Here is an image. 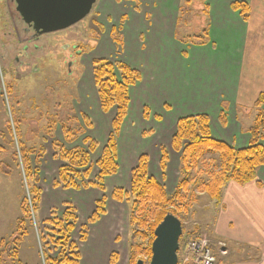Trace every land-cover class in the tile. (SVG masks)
Masks as SVG:
<instances>
[{"label":"rangeland","instance_id":"1","mask_svg":"<svg viewBox=\"0 0 264 264\" xmlns=\"http://www.w3.org/2000/svg\"><path fill=\"white\" fill-rule=\"evenodd\" d=\"M159 2L97 0L91 13L81 22L62 31L43 34L38 41H33L34 32L17 13L14 0H0V88L3 93L0 94V264H45V256H56L46 221L52 217V213L61 217L68 208L67 204L76 209L78 217L72 236L79 247L80 264L94 263L90 258L91 242L110 245L109 257L105 253L103 262L94 264H130V254L136 246L142 251L136 257L135 264L139 260L149 264L151 226L155 224L156 216H152L150 223L144 224L138 218L133 223L130 218L134 198L122 202L113 199L116 189H122L127 197L131 196L134 168L130 163H135L136 168L140 156L147 152L150 153L148 159L150 161L151 158L152 165L149 175H155L154 179L164 186L171 201L169 210L177 211L176 217L183 226L178 264H186L183 249L191 237L202 235L213 241L209 226L214 223L222 194L220 199H213L206 193H199L198 189L209 182L210 172L222 170L221 161L218 157H205L189 177H185L181 153L172 147V129H165L160 135L163 126H169L175 116H164L162 120L163 117L150 114L152 111L148 106L138 104L139 93L134 97L136 105H129L130 113L117 138L118 172L106 177L103 185L99 181L100 171L96 162L112 132L116 109L108 113L101 110L94 82L93 61L104 59L128 65L125 61L127 58L132 65L135 63L144 67V49L136 48L138 45L144 46V41L133 33L134 38L128 41V49L125 48V35L128 32L124 28L134 25L137 17L142 19L148 8ZM178 3L181 5L176 38L185 41L186 48L201 45L208 40V0H178ZM149 16L147 21L152 18ZM24 48H28V51ZM256 61L261 62L260 59ZM155 99L161 100L159 96ZM10 125L12 134L8 129ZM66 130L69 131L68 136ZM85 138L93 139L98 146L90 154V175L77 179L80 189L65 188L59 180V168L64 162L59 158L58 145L65 149L89 150V146L84 144ZM10 141L14 145H10ZM150 141L155 142L156 161L153 151L151 153L147 147ZM18 143L35 150L30 157V166L38 168L37 180L34 174H26L21 160L15 162L12 159L15 152L22 158ZM42 147L45 152L39 157ZM162 149L166 150L168 156L165 171L160 166ZM4 166H9L10 170L4 171ZM184 178H187L186 189L180 187ZM100 184L103 190L96 187ZM33 186L40 191L38 194L33 195ZM102 199L105 213L95 223H89L97 201ZM192 199L193 204L186 208ZM23 200H26L28 209L25 216L21 208ZM22 218L24 223L19 227ZM84 226L88 229L87 239L82 241ZM99 230H105L107 235L98 241ZM220 241L227 245L228 254L223 256L217 251L218 248H214L219 255L218 264H238L237 256H229V244ZM17 249L19 254L14 253ZM123 252L127 257L119 259ZM226 257L227 261H222Z\"/></svg>","mask_w":264,"mask_h":264},{"label":"crops","instance_id":"2","mask_svg":"<svg viewBox=\"0 0 264 264\" xmlns=\"http://www.w3.org/2000/svg\"><path fill=\"white\" fill-rule=\"evenodd\" d=\"M234 3L249 6L247 20L232 9ZM207 4L208 40L199 46L186 48L185 41L176 38L181 5L178 0H160L148 8L142 19L137 17L134 25H126L125 48L134 38L133 33L137 34L144 46L136 48L144 49L146 59L144 67H140L124 58L141 75L130 90V104L136 105L134 97L139 93L138 104L148 106L150 114L163 117L162 120L175 116L169 126L160 127V135L163 130L172 129L173 137L180 119L202 114L210 118L215 140L245 149L249 146V130L259 113L254 104L264 94V0H208ZM149 14L152 18L147 21ZM157 96L160 101H156ZM147 147L156 161L155 142L150 141ZM146 155L150 157V153ZM150 162L151 158L149 171ZM134 164L130 163L132 169ZM256 180L263 189L256 182L243 186L229 182L222 192L214 223L209 226L213 242L226 241L229 256H237L238 264H264V166L258 168ZM106 235L105 230H99L98 241ZM109 247L91 242L90 258L102 263L105 253L109 257ZM125 256L123 252L118 258Z\"/></svg>","mask_w":264,"mask_h":264},{"label":"trees","instance_id":"3","mask_svg":"<svg viewBox=\"0 0 264 264\" xmlns=\"http://www.w3.org/2000/svg\"><path fill=\"white\" fill-rule=\"evenodd\" d=\"M232 9L240 12L244 20L248 19L249 6L247 4L234 3ZM93 66L94 82L98 90L102 112L108 113L111 109H116V115L111 125L112 132L108 137L101 157L96 162L100 171L99 181L103 185V180L106 177L113 176L118 172L117 138L128 115L130 89L140 81L141 75L138 70L122 62L112 63L110 60H94ZM0 94L3 95L1 88ZM254 107L259 110V113L253 127L249 130L250 142L245 149L238 150L224 142L215 140L211 133L210 118L206 115L185 117L177 122L176 132L172 138V147L176 152L181 153L182 173L185 177H189L205 157H218L221 161L220 167H222V170L217 173L210 172L209 182L198 189L199 193H206L213 199H220L223 189L229 182H235L242 186L250 182H256L258 187L263 189L262 184L256 180V172L258 168L264 166V94L259 96ZM221 118L223 119V116ZM8 129L12 134L11 125L8 126ZM14 131L17 134L16 129ZM65 133L68 136L69 131L66 130ZM83 141L84 144L89 146V150L82 148L65 149L63 146L58 145V148H60L59 158L64 162L59 168V180L65 188L80 189L77 179L86 178L90 175V167L92 166L90 154L95 152L98 146L96 141L91 138H85ZM9 144L14 145V142L10 141ZM18 147L22 158L20 159L15 152L12 159L15 162L21 160L26 174L29 176L34 174L37 180L38 168L30 166V157L31 154H35V150L27 149V146L23 143H18ZM44 152L45 150L42 147L38 153L39 157L43 156ZM165 152L166 150L162 149L160 160L162 171L166 170L168 161ZM148 162V156L141 155L137 167L132 170L131 196L127 197L122 189H116L113 199L122 202L134 198L131 204L130 218L133 223L137 218L144 224L150 223L152 216H156L155 224L151 226L152 240L148 250V254L151 256V246L154 241L156 227L168 214L177 216V211L169 210L171 201L164 186L149 175ZM2 168L6 172L10 170L9 166ZM101 184L100 186L96 185V187L103 190L104 187ZM187 186V178H184L180 187L186 189ZM31 189L33 195L40 192L34 186ZM35 201L37 200L35 199ZM193 202L192 199L186 208H189ZM26 204V200H23L21 208L24 216L28 214ZM67 205L68 208L61 217L52 213V217L46 221L48 232L51 235L49 240L57 255L54 257L45 256V264H80L79 247L73 241L72 236L78 223V217L76 209L71 204ZM96 206L94 214L88 221L89 223H95L105 213L104 199L97 201ZM21 223H24V218L19 220V227ZM82 230L84 231L81 240L85 241L88 229L84 226ZM18 240L20 241V239ZM140 251H142L140 247L136 246L134 248V252L130 254V264L136 263L135 259ZM14 253L19 254L18 249Z\"/></svg>","mask_w":264,"mask_h":264},{"label":"water","instance_id":"4","mask_svg":"<svg viewBox=\"0 0 264 264\" xmlns=\"http://www.w3.org/2000/svg\"><path fill=\"white\" fill-rule=\"evenodd\" d=\"M97 0H14L16 11L35 32L48 34L70 28L84 20ZM181 221L168 214L157 226L149 264H178ZM137 264H145L139 260Z\"/></svg>","mask_w":264,"mask_h":264},{"label":"built area","instance_id":"5","mask_svg":"<svg viewBox=\"0 0 264 264\" xmlns=\"http://www.w3.org/2000/svg\"><path fill=\"white\" fill-rule=\"evenodd\" d=\"M214 248H218L219 254H228L227 245L224 242L214 244L206 236H196L190 238L185 244L184 255L186 264H218V253Z\"/></svg>","mask_w":264,"mask_h":264},{"label":"flooded vegetation","instance_id":"6","mask_svg":"<svg viewBox=\"0 0 264 264\" xmlns=\"http://www.w3.org/2000/svg\"><path fill=\"white\" fill-rule=\"evenodd\" d=\"M27 25V24H26ZM28 27L31 29V30H33V27L32 26H30V25H28ZM33 32H34V37H33V41H38L39 39H40V37H41V35L42 34H40V33H38V32H35L34 30H33ZM24 50L25 51H28V48H24Z\"/></svg>","mask_w":264,"mask_h":264}]
</instances>
